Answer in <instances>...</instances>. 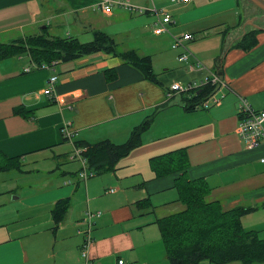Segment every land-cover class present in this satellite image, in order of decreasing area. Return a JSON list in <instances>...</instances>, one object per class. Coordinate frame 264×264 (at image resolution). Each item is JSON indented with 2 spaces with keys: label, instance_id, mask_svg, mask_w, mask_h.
<instances>
[{
  "label": "crops",
  "instance_id": "1",
  "mask_svg": "<svg viewBox=\"0 0 264 264\" xmlns=\"http://www.w3.org/2000/svg\"><path fill=\"white\" fill-rule=\"evenodd\" d=\"M100 1L0 0V37L6 41L20 32L27 35V31H40L45 27L40 25L51 16L59 21L52 27L64 25L61 22L68 7V11L75 15L72 25L79 28L74 31L75 36L67 34V37L77 38L82 43L89 42L102 20L119 29L109 36L117 45L120 42L124 50L141 52L135 46L117 40L119 37L143 43L150 41L147 43L153 47L151 58L168 72L164 80L157 79L159 85H155L145 80L135 68L103 53L58 62L48 70L33 67L26 55L0 61V151L9 158L20 157L24 170L38 164L43 169L37 178L30 172L35 178V185L30 184L32 193L18 196L19 217L30 225H17L10 231L3 225L0 230V264H73L69 253H59L57 249L60 236L57 230L65 218L52 233L51 210L56 201L72 199L77 187L63 177L60 170L58 174L63 182H59L57 171L53 169L74 161L68 158L74 150V143L112 142L118 135L130 133L135 125L147 118L152 122L142 134L146 160L185 150L189 161L187 176L191 180L204 179L210 189L208 200L218 201L224 211L238 205L242 207L245 202L264 200L261 194L251 195L254 185L264 183V168L257 170L254 167L257 163L264 166V143L247 149L237 134L238 97L245 98L253 109L264 111V31L249 26V22L257 23L253 21L254 17H259L257 11L254 13L249 9L251 5L244 0H190L188 3L152 0L155 7L166 9L175 21L168 26L169 34L155 36L151 16L115 7L107 15L101 11ZM128 1L135 5L142 2L144 4L139 5H150V0ZM252 30L257 31V44L244 51L239 42ZM187 33L194 37L186 44L187 50L208 70L221 73L228 84L222 102L205 111H186L185 95L167 97L171 85L199 82L207 74L204 70L190 71L186 64L177 60L181 49L170 48L172 36ZM27 68H31L29 73L24 72ZM111 69L115 70L116 79L109 82L104 72ZM171 70L175 75L168 77ZM53 75L57 80L52 93L45 95L49 78ZM64 128L71 134L70 139L64 140ZM139 173H143V179L146 177L142 187L156 204L150 212L155 213L154 209H158L160 217H164L179 210V207H174L178 206L176 200L169 203L179 174L156 179L153 172L151 176L144 171L135 174ZM74 177L79 183L78 173ZM89 186L90 183L87 188ZM112 189L115 190L113 193L106 190L105 194H116L120 188ZM126 191L127 188H123L117 196L125 195ZM141 195L137 192V196ZM125 196L123 206L131 211L138 198ZM230 204L234 206L228 208ZM148 207L147 202L144 209ZM103 209L107 212L106 217L112 220L114 211L109 207ZM97 212L100 215L93 217L92 228L93 220L98 218L101 229L96 231L93 243L91 232V245L86 257L82 256L78 241L74 246L76 255L80 251L85 264L91 263L88 250L95 258L100 256L101 245L108 242L100 233L111 225H106L108 220L100 219L104 212Z\"/></svg>",
  "mask_w": 264,
  "mask_h": 264
},
{
  "label": "trees",
  "instance_id": "2",
  "mask_svg": "<svg viewBox=\"0 0 264 264\" xmlns=\"http://www.w3.org/2000/svg\"><path fill=\"white\" fill-rule=\"evenodd\" d=\"M256 30L248 31L239 42L244 51L255 47ZM96 53L111 55L121 63L138 70L145 80L159 85L153 74L152 62L148 56H140L135 50L120 49L107 34L92 33V40L82 43L71 36L52 35L45 26L39 34L19 36L7 42H0V61L26 55L36 66L54 61L69 62ZM105 79L115 81L114 69L104 72ZM212 92L204 88L190 98H183L186 111L195 110L193 105ZM147 119L131 131L126 142L117 145L105 140L94 144L74 143L84 151L81 157L86 166L98 174L112 172L117 162L141 145L142 134L150 127ZM66 140V139H64ZM20 157L9 158L0 151V174L13 171L23 172ZM149 167L156 179L179 174L174 189L177 193L178 211L156 218L166 258L170 264H242L264 263V240L257 233L244 231L241 217L251 208L238 207L224 211L218 201H209L210 189L204 179L191 180L187 176L189 161L183 149L168 152L149 160ZM141 202V201H140ZM137 202L142 210L147 201ZM70 207V198L56 201L51 210L53 230L63 221Z\"/></svg>",
  "mask_w": 264,
  "mask_h": 264
},
{
  "label": "rangeland",
  "instance_id": "3",
  "mask_svg": "<svg viewBox=\"0 0 264 264\" xmlns=\"http://www.w3.org/2000/svg\"><path fill=\"white\" fill-rule=\"evenodd\" d=\"M139 4H144L139 3ZM138 4V5H139ZM116 8V7H115ZM45 13V11H43ZM65 18L59 27H52L59 23L58 20L52 19V16L46 19L40 26H47L49 32L52 35L58 36H68L74 35L78 26H73L74 23V13L73 11H65ZM144 19L149 22L147 18ZM50 23V25H49ZM98 31L106 34H115L119 29L112 28L107 25L104 21H99L97 25ZM31 32V31H30ZM29 34H39V30L35 29ZM26 35L24 32L20 34H15L13 39L18 38L19 36ZM206 38V35L203 36ZM12 39V40H13ZM117 40H122L124 44H131L135 46L137 51L141 50L138 54L143 56L146 54L150 56L153 52V47L145 43L125 40L119 37ZM0 42H7L2 36L0 37ZM119 48L124 50V46L120 45ZM143 52V54H141ZM152 60V69L153 74L156 79L162 81L168 72L163 71L159 64L154 63L153 57ZM172 74L175 75L173 70L169 72L168 77H172ZM185 85L184 83H180ZM178 99L179 102V98ZM173 102V101H172ZM171 102V103H172ZM180 106V105H176ZM148 119V118H147ZM145 119V120H147ZM138 125H135L132 129L140 126L143 122ZM152 121H150L151 124ZM130 131V133H131ZM130 133L118 135L112 141L114 144L120 145L127 141ZM143 137L142 144L140 148L133 149L129 155L120 159L113 172H105L98 174L95 170L90 169L86 166L87 172L90 171L93 173V178L90 177L87 182L80 181L76 183L75 175L80 172L82 168L78 159H75L72 163H63L58 168L56 167L55 172L57 171V179L61 181L62 176L67 178L69 182L75 184L76 192L73 193L72 199H70V208L66 212L65 220L63 224L58 228L57 231H60L59 240L57 242V249L59 253H69L70 257L73 260V264H85L83 258L81 257V252L78 251L76 255L74 251L75 242H79V248L81 247L83 237L78 235V231H86V213L101 211L104 212L101 216V220H108L106 225H111L108 228L106 227L104 231L100 233V236H105L108 242H105L100 247V256L92 258L88 250V259L91 261L90 264H117V260L121 259L129 264H170L169 260L165 256L163 243L159 233V229L155 223V220L159 215V210L154 209V212H150L152 207H155L156 204L153 203L152 197L148 196L146 190L142 187L143 173L135 174L136 172H145L144 174H152L149 167V161L146 160V157H143ZM72 154V153H71ZM257 170L264 168L261 164L257 163L254 165ZM23 172H9L0 174V230L2 226L9 227V231L14 229V226H29V222H25L23 217H19V200L18 196H23L26 193H32L30 190V184H34V176L30 174L33 172L37 178L42 169V165H33V167H27L24 170V166L21 167ZM60 170V174L58 171ZM79 171V172H78ZM151 174L149 176H151ZM148 178V177H147ZM90 183L89 188L87 185ZM35 185V184H34ZM119 187V191L113 195H106L105 191ZM123 188H127L125 195H131V198L136 199L138 202H148L149 207L143 210L137 209L136 206L130 211V208L126 205L123 206L124 200L126 199L125 195L117 196V194L122 191ZM253 194L251 195H263L264 196V183H258L253 187ZM137 192H141V196H137ZM92 197H94L92 199ZM171 198V197H170ZM177 199L176 191L172 192V199H169V203ZM140 202V203H141ZM146 202V203H147ZM123 206V207H122ZM234 205L230 204L228 208H232ZM239 206V205H238ZM234 207L232 209L238 208ZM104 207H109L114 211L112 220L107 218V212L104 211ZM177 207L178 206H174ZM243 208H251L252 210L241 217V226L244 231H252L257 233V235L264 239V200L253 201L251 203L245 202L242 203ZM231 209V210H232ZM94 228H92V243L96 240L95 233L101 229V224L98 221V218L93 220ZM92 222V221H91ZM53 224L51 225V232L53 231ZM26 233V232H25ZM24 234V232H22ZM74 239V240H72ZM91 245V244H90ZM77 246V245H76ZM90 248V246H89ZM203 264H210L204 262ZM226 264H242L241 262H231Z\"/></svg>",
  "mask_w": 264,
  "mask_h": 264
},
{
  "label": "built area",
  "instance_id": "4",
  "mask_svg": "<svg viewBox=\"0 0 264 264\" xmlns=\"http://www.w3.org/2000/svg\"><path fill=\"white\" fill-rule=\"evenodd\" d=\"M182 3H188L190 0H180ZM99 7L104 14H111L113 7L121 9L123 11L139 14V15H149L153 19V35L160 36L163 34H169L168 26L175 23L172 19L169 12L164 8L155 7L152 0H150L149 6L135 5L130 3L128 0H101ZM194 39L191 33L180 34L178 36H172L171 50L181 49L180 54L177 56V60L181 63L187 65V68L190 71L193 70H204L207 72L206 76L202 81L187 83L182 85L180 83H175L170 86L169 93L167 97H172L173 95H185V97L190 98L194 96V93L200 91L204 88H212V92L201 99L199 102H196L193 105V109L196 110H208L209 108L218 106L223 98L225 97L226 91L228 90V84L223 79V76L218 71L208 70L200 61H198L193 55L187 50L186 44ZM57 65V62L54 61L50 64H43L41 66H36L33 64V67L41 69H51ZM31 68L24 70L25 73H29ZM57 80V76L53 75L49 78V86L44 91L45 95H50L53 90V86ZM238 127L237 134L239 138L243 141L247 149H253L260 146L264 143V111H257L251 107L249 102L243 98L238 97ZM64 139H70L71 134L68 133L67 128H64L62 131ZM84 151L82 148L74 147L72 154L69 155L70 160L78 159L82 168L78 173V179L85 182L90 177H93V173L87 172L86 162L81 157V153ZM263 161V160H262ZM114 189H109V193H113ZM100 212L92 213L87 211L86 213V231H78V234H81L83 237L81 249L82 256L86 257L87 249L91 243V232L93 227L92 219L95 216H99ZM117 264H129L123 260H118ZM264 264V263H261Z\"/></svg>",
  "mask_w": 264,
  "mask_h": 264
},
{
  "label": "water",
  "instance_id": "5",
  "mask_svg": "<svg viewBox=\"0 0 264 264\" xmlns=\"http://www.w3.org/2000/svg\"><path fill=\"white\" fill-rule=\"evenodd\" d=\"M244 1L247 5L252 6L254 12L258 11L261 13L260 17H254L255 20H253L255 22L257 21V23L260 22L261 24L256 25L257 23L254 24L253 22H249V26H253V27H255V29H257L259 31H264V0H244ZM243 26H246V25H243Z\"/></svg>",
  "mask_w": 264,
  "mask_h": 264
},
{
  "label": "flooded vegetation",
  "instance_id": "6",
  "mask_svg": "<svg viewBox=\"0 0 264 264\" xmlns=\"http://www.w3.org/2000/svg\"><path fill=\"white\" fill-rule=\"evenodd\" d=\"M248 7H249V9L251 8V10L253 11L252 6H248ZM249 13L252 14L250 11H249ZM254 13H255V12H254ZM256 13H257V15H258L259 17L261 16V13H260V12L257 11ZM253 15H254V14H253ZM253 15H252V16H253ZM258 23L261 24L260 22H258Z\"/></svg>",
  "mask_w": 264,
  "mask_h": 264
}]
</instances>
